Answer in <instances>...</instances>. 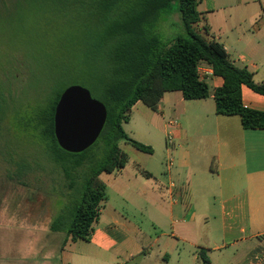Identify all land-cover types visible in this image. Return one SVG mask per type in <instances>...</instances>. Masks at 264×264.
Returning a JSON list of instances; mask_svg holds the SVG:
<instances>
[{
	"label": "crops",
	"instance_id": "obj_1",
	"mask_svg": "<svg viewBox=\"0 0 264 264\" xmlns=\"http://www.w3.org/2000/svg\"><path fill=\"white\" fill-rule=\"evenodd\" d=\"M198 10L209 38L263 82L264 0H200ZM203 70L209 98L166 92L157 111L141 102L133 108L124 128L143 143L151 144L140 131L163 119L174 145L167 166L135 153L125 168L100 177L107 200L89 245L68 241L62 264H264V129L246 130L239 116L218 115L214 91L224 79ZM242 97L264 111L263 95L243 85ZM134 110L148 123L138 134L126 129ZM171 120L177 126L169 128Z\"/></svg>",
	"mask_w": 264,
	"mask_h": 264
},
{
	"label": "trees",
	"instance_id": "obj_2",
	"mask_svg": "<svg viewBox=\"0 0 264 264\" xmlns=\"http://www.w3.org/2000/svg\"><path fill=\"white\" fill-rule=\"evenodd\" d=\"M38 2L46 6V13H53L70 25L58 50L61 59L55 63L57 78L51 75L48 80L53 79L60 86L45 89L37 104L15 116L14 122L21 132L52 144L57 164L62 165L71 181L70 202L51 223L52 232L65 233L64 244L70 240L90 241L107 200L106 185L100 176L117 172L129 163L120 144L125 142L153 154L151 146L133 139L124 128L137 103L157 111L166 92H181L185 100L209 98L210 87L199 71L208 67L224 79L223 86L214 91L217 114L239 116L246 130L264 129V111L245 106L242 97L243 85L264 96V81L257 83L252 71L233 63L224 45L209 38L210 29L200 26V0ZM176 2L184 33L164 40L157 25L163 12ZM51 51L46 54L49 58L53 55ZM70 85L86 87L107 109V120L98 141L80 154L64 151L55 136V108ZM45 95L48 100L41 99ZM2 97L0 88V125L7 114ZM82 167L85 172L77 182L75 173ZM139 172L152 178L143 169Z\"/></svg>",
	"mask_w": 264,
	"mask_h": 264
},
{
	"label": "rangeland",
	"instance_id": "obj_3",
	"mask_svg": "<svg viewBox=\"0 0 264 264\" xmlns=\"http://www.w3.org/2000/svg\"><path fill=\"white\" fill-rule=\"evenodd\" d=\"M177 6L178 2L169 6L158 22L157 29L164 40L184 33ZM45 10L38 0H0V88L7 108L0 125V264H62L61 248L66 235L52 232L51 223L66 209L73 193L71 181L62 165L57 164L52 144L21 132L14 122L15 116L37 104L45 89L60 86L52 78H57L54 69L61 59L58 50L70 25ZM51 49L53 55L49 58L46 54ZM51 75L53 81L48 82ZM47 98L45 95L41 99ZM147 124L134 110L132 124L126 129L137 132V127ZM163 124V119L157 118L156 128L140 131L152 145L139 142L151 146L153 154L125 142L120 148L131 160L137 159L135 153H139L154 164L163 161L166 167L167 150L174 145L165 136ZM84 170L82 167L75 173L77 182ZM100 177L105 178L106 173ZM79 244L89 245L84 240Z\"/></svg>",
	"mask_w": 264,
	"mask_h": 264
},
{
	"label": "water",
	"instance_id": "obj_4",
	"mask_svg": "<svg viewBox=\"0 0 264 264\" xmlns=\"http://www.w3.org/2000/svg\"><path fill=\"white\" fill-rule=\"evenodd\" d=\"M58 99L54 114L58 145L69 153H83L98 141L103 131L106 106L81 85L69 86Z\"/></svg>",
	"mask_w": 264,
	"mask_h": 264
},
{
	"label": "built area",
	"instance_id": "obj_5",
	"mask_svg": "<svg viewBox=\"0 0 264 264\" xmlns=\"http://www.w3.org/2000/svg\"><path fill=\"white\" fill-rule=\"evenodd\" d=\"M199 71H200V75H201V77L203 78V76H204V70H203V67H201V68L199 69ZM175 126H177V121H176V120H171V121H169V123H168V127H169V128H172V127H175ZM167 138H168L169 141L172 140V138L170 137V134H168ZM169 165H172V162H170Z\"/></svg>",
	"mask_w": 264,
	"mask_h": 264
}]
</instances>
